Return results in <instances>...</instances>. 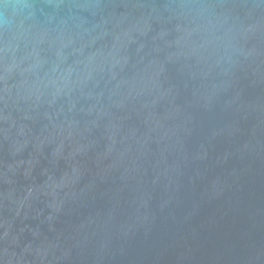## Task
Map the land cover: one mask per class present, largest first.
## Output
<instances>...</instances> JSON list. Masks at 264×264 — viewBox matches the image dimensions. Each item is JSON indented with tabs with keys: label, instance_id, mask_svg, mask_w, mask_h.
Wrapping results in <instances>:
<instances>
[{
	"label": "water",
	"instance_id": "water-1",
	"mask_svg": "<svg viewBox=\"0 0 264 264\" xmlns=\"http://www.w3.org/2000/svg\"><path fill=\"white\" fill-rule=\"evenodd\" d=\"M29 2L75 42L0 66V264H264V0Z\"/></svg>",
	"mask_w": 264,
	"mask_h": 264
},
{
	"label": "clouds",
	"instance_id": "clouds-1",
	"mask_svg": "<svg viewBox=\"0 0 264 264\" xmlns=\"http://www.w3.org/2000/svg\"><path fill=\"white\" fill-rule=\"evenodd\" d=\"M37 7L39 6L34 5L29 0H0V36L3 37L0 41V66H2L4 79L17 70L21 74L33 72L34 67L40 64L36 50L39 44L47 42L50 46H56L57 55H60L63 48L75 42L73 35L67 29L65 19L58 18L56 15H48L46 24L38 25L34 19ZM44 7H50L57 13L60 10L67 9L69 17L72 19H76L71 15L74 10H91L94 15L96 13L101 14L102 23H108L114 19L117 26L131 20L133 13L137 10L155 9L154 5L132 2H105V0H94L92 3H79L75 0H70L67 3L65 0H46ZM168 7L165 6L166 9ZM117 9H123L124 11L117 13ZM105 13L107 19L104 18ZM81 25H76V27L79 28ZM94 30L95 28L84 29L83 34H88ZM21 43L26 49V54L20 60H17L15 53ZM29 61L34 63H29ZM26 62V66L21 67Z\"/></svg>",
	"mask_w": 264,
	"mask_h": 264
}]
</instances>
